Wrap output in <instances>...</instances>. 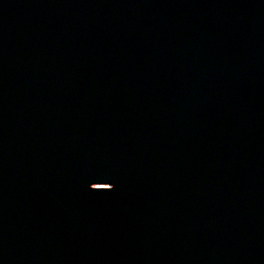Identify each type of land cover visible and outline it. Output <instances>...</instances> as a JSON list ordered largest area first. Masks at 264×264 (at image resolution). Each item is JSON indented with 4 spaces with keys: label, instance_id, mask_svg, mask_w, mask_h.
I'll return each instance as SVG.
<instances>
[{
    "label": "water",
    "instance_id": "95a60500",
    "mask_svg": "<svg viewBox=\"0 0 264 264\" xmlns=\"http://www.w3.org/2000/svg\"><path fill=\"white\" fill-rule=\"evenodd\" d=\"M0 264H264V0H0Z\"/></svg>",
    "mask_w": 264,
    "mask_h": 264
},
{
    "label": "snow or ice",
    "instance_id": "6c2138e0",
    "mask_svg": "<svg viewBox=\"0 0 264 264\" xmlns=\"http://www.w3.org/2000/svg\"><path fill=\"white\" fill-rule=\"evenodd\" d=\"M99 185H102V187H98L97 188V191H113L114 190V185L112 183H108V182H105V183H97Z\"/></svg>",
    "mask_w": 264,
    "mask_h": 264
}]
</instances>
